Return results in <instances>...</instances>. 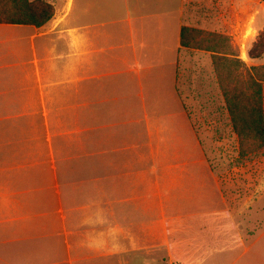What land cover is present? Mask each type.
<instances>
[{"label":"crops","instance_id":"crops-1","mask_svg":"<svg viewBox=\"0 0 264 264\" xmlns=\"http://www.w3.org/2000/svg\"><path fill=\"white\" fill-rule=\"evenodd\" d=\"M45 1L40 27L0 23V264H264V180L216 225L202 140L232 132L214 53L180 45L220 34L219 2L207 28L194 0Z\"/></svg>","mask_w":264,"mask_h":264},{"label":"rangeland","instance_id":"rangeland-1","mask_svg":"<svg viewBox=\"0 0 264 264\" xmlns=\"http://www.w3.org/2000/svg\"><path fill=\"white\" fill-rule=\"evenodd\" d=\"M193 2H199L204 7L201 10H195L192 5H189V14H193L192 20L195 21L197 17L199 19V21L194 23L188 20L189 23L198 27L202 25L207 28L210 27L212 12L207 7L210 0H194ZM213 2H219V35H224L227 38V42L217 41V48L220 47L218 49L220 52L230 54H224V56L230 58L229 60H233L231 64L226 65V69L228 68L232 74L239 73L244 75L246 70L251 67L243 60L248 58L247 53L251 45L257 42L259 35L264 34V0H214ZM215 39L218 40L217 38ZM199 40L201 42L204 41L203 38ZM207 40L208 44L214 41L211 37H207ZM215 46L212 45L210 49L213 50V48H216ZM234 58L243 62L239 69L234 67ZM262 59H264V56H262ZM219 63L221 67H224L222 61ZM220 65L218 64V70H220ZM219 96L222 104L221 108L223 109L220 89ZM207 105L205 110L203 109L204 111L208 110ZM223 111L227 115L224 109ZM190 113L192 114V112ZM224 113H219L216 116H220L221 129L227 130L230 126L229 123H223V119H225L223 118ZM226 117L228 118V116ZM225 124L226 126H224ZM232 134L230 133L227 137V132L224 131V139L220 138L219 144H216L217 141L214 139L209 142L202 140L204 143L205 161L212 170L216 171L215 173L221 175L222 193L227 196L224 211L228 213H220L218 217L219 225L214 222V226L216 224L220 229H225V232L226 229L233 225V222L238 220L239 211L243 210L245 201L252 198H255L254 202L257 200L259 182L264 180V152L246 157L240 156L236 135L234 134L235 138H233ZM233 167L236 171L233 170ZM255 222V225L260 226L259 219H256ZM210 226L211 224H208L205 227ZM225 232L221 234V239L223 240L222 242L226 243L227 234Z\"/></svg>","mask_w":264,"mask_h":264},{"label":"trees","instance_id":"trees-1","mask_svg":"<svg viewBox=\"0 0 264 264\" xmlns=\"http://www.w3.org/2000/svg\"><path fill=\"white\" fill-rule=\"evenodd\" d=\"M53 12V6L45 0H0V23L3 24L40 27L52 18ZM207 37H212L214 41L208 44ZM200 38L204 41L201 42ZM217 41L227 42V38L194 28L182 27L180 30L181 46L214 53L212 62L223 109L227 113L231 132L236 135L239 155L246 157L264 152V65L251 67L244 75L232 74L226 65L233 60L224 56L230 54L218 50ZM212 45H216L213 50L210 49ZM262 56L264 34L259 35L247 53L252 60ZM220 61L224 67H221ZM234 63L235 69L243 65L235 58Z\"/></svg>","mask_w":264,"mask_h":264}]
</instances>
